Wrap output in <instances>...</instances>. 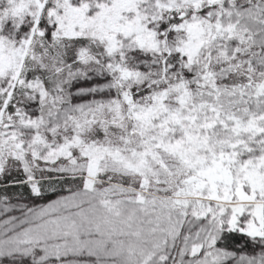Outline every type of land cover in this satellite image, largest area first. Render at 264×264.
<instances>
[{"label": "snow or ice", "instance_id": "6c2138e0", "mask_svg": "<svg viewBox=\"0 0 264 264\" xmlns=\"http://www.w3.org/2000/svg\"><path fill=\"white\" fill-rule=\"evenodd\" d=\"M0 264H264V0H0Z\"/></svg>", "mask_w": 264, "mask_h": 264}]
</instances>
